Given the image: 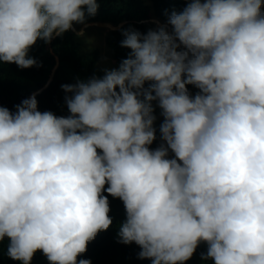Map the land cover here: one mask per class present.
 Segmentation results:
<instances>
[{
  "label": "clouds",
  "instance_id": "1",
  "mask_svg": "<svg viewBox=\"0 0 264 264\" xmlns=\"http://www.w3.org/2000/svg\"><path fill=\"white\" fill-rule=\"evenodd\" d=\"M262 6L189 0L169 16L171 33L123 29L127 58L61 86L67 116L40 112L35 95L15 113L0 106L8 257L31 264L39 251L50 264H91L77 257L113 224L106 191L125 207L118 242L139 246L140 259L185 264L205 243L202 259L214 264H264ZM98 8L97 0H0V64L39 66L29 55L38 40L51 43ZM152 101L164 118L155 150Z\"/></svg>",
  "mask_w": 264,
  "mask_h": 264
},
{
  "label": "trees",
  "instance_id": "2",
  "mask_svg": "<svg viewBox=\"0 0 264 264\" xmlns=\"http://www.w3.org/2000/svg\"><path fill=\"white\" fill-rule=\"evenodd\" d=\"M97 2L99 8L96 15L86 16L85 23L107 22L113 26L122 23L110 29L105 35V42L112 57L119 64L122 59L127 58L129 52V49L120 46L123 29L131 27L146 34L150 29L164 26L170 33L167 24H158L152 18L168 22L171 13L181 12L189 0H97ZM261 11L264 12V6ZM29 55L36 59L39 66L21 69L15 64H0V106L8 108L13 113L23 100L35 95L40 112L50 111L57 116H67L69 112L65 96L70 94L65 93L61 86L73 84L77 78L86 80L93 75L102 77L104 74L99 66L98 48L84 51L82 40L75 34L74 28L62 37H55L51 43L38 40L30 49ZM150 83L146 82L145 87H149ZM198 91L196 88L190 93L194 96ZM152 107L153 115L156 117L157 101H152ZM153 127L156 130V139L149 145L150 150H155L162 144L160 124L156 119ZM103 195L108 197L111 209L109 215L113 224L108 230L99 232L95 239L88 243L87 251L78 256L77 260L88 259L91 264H152L151 259L138 257L140 248L135 243L125 245L118 242V225L126 218L125 207L119 198H113L106 191ZM6 248L7 240L0 243V264H21L8 257ZM206 251L207 245L201 243L185 264H214L212 260L202 259V254ZM31 264L50 262L38 251Z\"/></svg>",
  "mask_w": 264,
  "mask_h": 264
},
{
  "label": "rangeland",
  "instance_id": "3",
  "mask_svg": "<svg viewBox=\"0 0 264 264\" xmlns=\"http://www.w3.org/2000/svg\"><path fill=\"white\" fill-rule=\"evenodd\" d=\"M158 24L169 26L170 33L172 32L171 25L168 22H161L159 19H152ZM164 23V24H163ZM117 26H113L111 23L107 22H89L82 24L80 26L74 24L73 28L75 34L83 29L84 35L78 36L82 40V48L84 51H91L92 49L98 48L99 50V66L104 70L106 68L111 69L117 67L119 64L112 57L111 51L105 42L106 33ZM77 35V34H76ZM189 92L195 91V87L192 85H187ZM158 104V101H157ZM163 116L161 115V109L158 106L156 120L161 125L163 123ZM161 143H163L161 139ZM169 157H172V153H169Z\"/></svg>",
  "mask_w": 264,
  "mask_h": 264
},
{
  "label": "water",
  "instance_id": "4",
  "mask_svg": "<svg viewBox=\"0 0 264 264\" xmlns=\"http://www.w3.org/2000/svg\"><path fill=\"white\" fill-rule=\"evenodd\" d=\"M155 18V17H154ZM153 19V18H152ZM156 19V18H155ZM157 19H159V18H157ZM161 22H167V21H164V20H161V19H159ZM122 23H119L118 25H116V26H120Z\"/></svg>",
  "mask_w": 264,
  "mask_h": 264
}]
</instances>
